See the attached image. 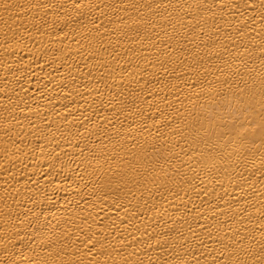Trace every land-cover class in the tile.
Instances as JSON below:
<instances>
[{
	"label": "bare ground",
	"instance_id": "bare-ground-1",
	"mask_svg": "<svg viewBox=\"0 0 264 264\" xmlns=\"http://www.w3.org/2000/svg\"><path fill=\"white\" fill-rule=\"evenodd\" d=\"M0 264H264V0H0Z\"/></svg>",
	"mask_w": 264,
	"mask_h": 264
}]
</instances>
